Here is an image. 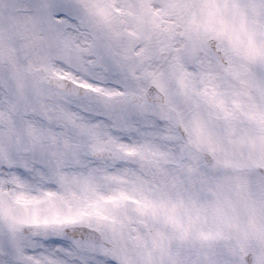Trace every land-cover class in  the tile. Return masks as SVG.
<instances>
[{
  "label": "snow or ice",
  "instance_id": "obj_1",
  "mask_svg": "<svg viewBox=\"0 0 264 264\" xmlns=\"http://www.w3.org/2000/svg\"><path fill=\"white\" fill-rule=\"evenodd\" d=\"M0 264H264V0H0Z\"/></svg>",
  "mask_w": 264,
  "mask_h": 264
}]
</instances>
